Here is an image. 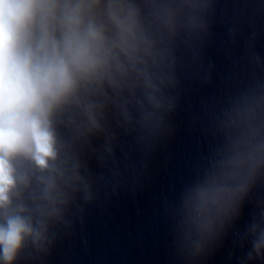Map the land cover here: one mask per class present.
I'll return each instance as SVG.
<instances>
[{
    "label": "water",
    "instance_id": "95a60500",
    "mask_svg": "<svg viewBox=\"0 0 264 264\" xmlns=\"http://www.w3.org/2000/svg\"><path fill=\"white\" fill-rule=\"evenodd\" d=\"M125 2L147 54L54 115L55 203L16 162L40 235L0 264H264V0Z\"/></svg>",
    "mask_w": 264,
    "mask_h": 264
},
{
    "label": "clouds",
    "instance_id": "9594fccd",
    "mask_svg": "<svg viewBox=\"0 0 264 264\" xmlns=\"http://www.w3.org/2000/svg\"><path fill=\"white\" fill-rule=\"evenodd\" d=\"M135 8L125 0H0V250L11 262L26 236L39 237L23 206L10 209L27 177L16 162L30 161L42 177L44 199L55 203L63 175L57 166L53 117L83 93L127 76L147 54ZM222 189L197 193V206L216 202ZM43 217L46 208L37 206ZM36 223L40 229L42 219Z\"/></svg>",
    "mask_w": 264,
    "mask_h": 264
}]
</instances>
